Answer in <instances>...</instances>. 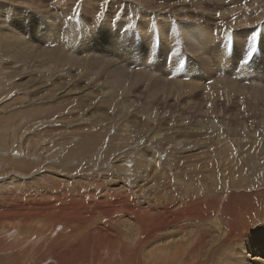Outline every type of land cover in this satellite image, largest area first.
Instances as JSON below:
<instances>
[{
	"label": "bare ground",
	"instance_id": "bare-ground-1",
	"mask_svg": "<svg viewBox=\"0 0 264 264\" xmlns=\"http://www.w3.org/2000/svg\"><path fill=\"white\" fill-rule=\"evenodd\" d=\"M7 1L10 4H0V73H7L8 78L6 79L8 81L18 77L23 72H27L33 64L37 65L36 71L39 70H37L39 67H46L47 71L49 70L48 68L63 70L76 67V71L80 73L79 77L81 78L84 74L92 76L98 70L100 72L103 71L102 74L104 75L107 67L105 64L109 65L112 61H105L104 59H99L100 56L99 58L97 57L95 44H92L95 41L90 40L89 34L87 35L83 31V26L77 20L70 19L71 21L65 22L64 30L62 24L65 19L61 20L63 17L58 18L56 14V19L50 16L46 20L43 18L45 16L39 14L38 16L36 15L38 17L36 19L32 13V16H30L28 9L23 6V4L28 5L26 0H23L20 5L16 4L15 0ZM214 2L216 1L213 0ZM220 2L222 1L220 0ZM164 3L168 4L169 7L173 5L163 1L162 4ZM201 3L203 4V2ZM212 4L209 3V5ZM147 8H143L147 14H160L159 11L164 10V7H158L153 12H150ZM16 9L19 12L15 11ZM202 11H204L203 8ZM136 14L139 17V9H135L134 15ZM189 17L182 16L180 18L174 15L173 20L172 17H168L167 20H164L165 18L155 19V27L158 29L156 32L162 35L163 40H161L166 46L163 49L165 55H161L163 58L168 57L169 50L175 49V42L187 43L196 52L201 51L200 49L203 48L208 50V44L212 42V36L206 32L203 26H200L199 21L197 22ZM202 17L205 18V16ZM261 17L264 16L261 15ZM261 17L258 19L261 20ZM206 18L207 20L209 19L208 17ZM59 19L61 21H58ZM118 19H125V17L120 15L116 22ZM138 19L140 26L144 22L146 25L148 24L147 19L142 17ZM237 21L238 23L236 24L241 27V30L238 31L242 40L235 43V48H237L238 54L242 56L246 53L245 50L248 51L250 46V41L243 39V36H246V34L249 36L250 33H253L254 28L258 31V35H261L264 33V23H251L250 18L245 15L241 16ZM103 22L106 25L110 24L107 17H105ZM243 22L244 25L242 24ZM46 23H49L48 25L51 23L52 25L47 28V26L45 27ZM247 24L249 25L245 26ZM123 26L124 22L121 20L118 28ZM253 26V29L245 31L242 29L243 27L252 28ZM92 29L94 28L92 27ZM60 31L64 33L59 38ZM51 32H53L52 37H49L51 35H48V33L51 34ZM99 33L101 35V32ZM238 33L235 34L236 37ZM97 36L98 38L100 37L99 35ZM117 38L115 37V39ZM132 40L134 41L133 38ZM32 42L37 43L33 44ZM114 44L109 43L107 47L105 46L106 48L104 47L105 50L103 48L102 50L111 53V55L123 54V49L118 50ZM222 44L221 39V49L219 47L215 51V47L209 51L213 56H217L218 59H215V64L218 67L223 64H221L223 62L222 59H224L223 56L226 57L228 55H226L224 50L225 47H223L224 49L222 48ZM262 45L264 47V41H262ZM62 47L68 48L72 55L63 56L61 54ZM77 51L84 53L82 58L81 53H78V56H73ZM188 52L190 53V51ZM207 58L209 57L207 56ZM125 62L128 61L125 60ZM209 62L211 61L209 60ZM112 64L114 65L115 62ZM109 67H107V70ZM17 68L20 69L17 70ZM114 69L116 70V68ZM145 70L147 72L148 68ZM168 70L170 71V68ZM204 70L203 68L202 71ZM171 71L177 72L174 68ZM206 72L204 71L203 73ZM102 74L99 75L101 78ZM177 74L173 75L174 78ZM121 75H112V81L110 80L111 82H109L110 86L112 85L114 89L115 87L116 89L119 88L117 89L119 91L123 90L128 84L125 76L122 78ZM150 75H152L151 72ZM152 76L149 79L153 80ZM26 81L28 80H25L24 83ZM91 81L88 80V82ZM76 82L72 81L73 84H76ZM166 82L164 80V85H166ZM132 84L129 83V85ZM107 85L109 86V84ZM147 85L150 84L148 83ZM212 85H218V82L215 81ZM1 86V90L7 89L3 87V84ZM53 86L57 87L56 85ZM13 88L17 93H15L13 100L9 102L3 101V94L0 93V112L8 106L20 103L22 100V97L18 94V92H21L19 91V85L14 84ZM228 88L223 86L221 80V93L222 91L227 92ZM66 89V94H70L72 90ZM128 89L126 88V90ZM165 89L170 93V87L165 88L164 86L163 91ZM10 91H13V89ZM230 91L241 92V90ZM125 93L128 92L126 91ZM45 103H48V101L46 100ZM66 107L67 105L64 106L65 109ZM52 108L57 114L63 109L57 106L56 102L52 105ZM40 113L42 114V111ZM21 114L25 113L18 115V113L11 112L10 115H6L8 121L5 120V123L3 122L4 124L2 123L3 125L0 126V152L5 155L4 158L0 159V264H264L263 244H257L255 249H257L256 253L258 252L257 257L259 259L251 260L252 263L250 261L246 262L243 253L248 251L253 238L261 237L264 241V208L260 202L253 200L256 197L263 199L264 189L246 192L245 190L249 189L248 181L242 178V175L239 176L241 173L239 170L232 171V182L228 181L229 185L226 188L225 183H220V186H218L215 178H213L216 182L215 184H213L214 180H211L212 184L208 183L204 177L198 178L200 181L198 183L196 182L197 180L192 181V177H195L196 173L182 171L183 174H181L180 171H176L177 169L174 172L164 171L165 168H172L173 164L162 166L159 159L162 157L163 162L172 163V160L177 159V157L174 158L175 154H169L165 158L160 153L152 152V159L154 158L155 160L149 163L148 153L142 152L143 149L141 148V152L134 151L131 158L129 153L122 154L123 147H131L139 141L146 143L145 146H147L143 136L134 137L135 130H131L133 128L131 123L123 127V133L126 134L124 136L128 138H122L120 141L110 140L109 143H106L107 141L100 134L95 135L92 133L79 137L76 145H72V147H69L70 144L67 145L63 159L59 160L60 166L64 164L66 168L51 169L52 167L49 166L55 163L54 157L49 161L50 153L43 155L42 152L37 150V145L47 138L44 135L42 136L41 133L40 137L38 136L40 140L33 141L34 137L32 136L27 139L29 134H35L33 129L39 122L44 124L43 120L45 118L41 115L40 117L38 116L39 118H33L34 123L31 124L29 122V125L22 123V121L13 123L12 117L20 118ZM53 116L54 114L50 112L47 119H54ZM49 120L46 121L48 122ZM143 127H138V131L146 129ZM150 141H153V138ZM171 143L173 141H170ZM14 144L17 145L16 148H14ZM103 146L107 150L103 155L98 156V159L94 160V157L101 153L102 150L100 148L102 149ZM222 152L226 159L231 156L230 149ZM44 161H46V164L42 165ZM69 163H71L70 167H68ZM107 164H111L110 169L106 168ZM96 167L97 169H94ZM233 175L239 177H234ZM213 177H217L215 170ZM262 179L264 180V177ZM250 253H253L251 248Z\"/></svg>",
	"mask_w": 264,
	"mask_h": 264
},
{
	"label": "rangeland",
	"instance_id": "rangeland-1",
	"mask_svg": "<svg viewBox=\"0 0 264 264\" xmlns=\"http://www.w3.org/2000/svg\"><path fill=\"white\" fill-rule=\"evenodd\" d=\"M163 1L173 5L169 7L168 4H162ZM207 1L26 0L28 5L26 6V4H23V6L28 9V14L30 16L33 15L37 19V16L42 14L45 16L43 18L46 20H48L50 16L53 18L55 17V19L57 15L58 18L63 17L61 20H66H64L62 24L64 30L65 22L71 21L70 19L77 20L79 24L83 26V31L87 35L89 34L88 36L90 37V40L93 42L95 41L92 44H95L97 57L99 58L100 56L99 59H104L105 61L109 60L112 62L109 63L110 67L108 64H105L109 68L107 70L106 67V72L104 71V75L102 74L103 71L100 72V70H98L96 72L98 74L95 73L96 75H92L93 77L91 75L87 76L86 74H84V76L80 75L83 76L82 78L79 77L80 73L76 71V67L63 69L64 71L62 69L57 70L54 68H48L49 70L47 71L46 67H39L37 68V70H39L36 71L35 69L37 65L34 64L29 67L27 72H23L18 77H14L11 81L6 79L8 78L7 73H0V88H2V84L5 89L7 88L6 90L0 89V93L3 94V101L9 102L13 100L15 93H17L13 88L14 84H17V86L19 85V91L21 92H18V94L22 97L20 103L18 102L17 104L8 106V109L6 108L3 111L1 110L0 126L5 123V120L8 121L6 115H10L11 112L18 113V115L20 113H25L21 114L20 118L12 117V121L13 123L22 121V123H27L28 125L29 122H31V124L34 123L32 120L33 118H39L40 115L43 116L45 118L43 120L44 124H42L43 122H39V124L33 129L35 134H29L27 139L32 136L34 137L32 139L33 141H37L38 139L40 140L39 137L42 133L41 135H44L47 139L43 140L41 144L37 145V150L42 152L43 155L50 153V157L48 159L49 161H51L54 157L55 163H52V166H49L52 167L51 169H64L66 166L64 167V164L60 166L59 160L63 159L64 153L67 150V145L70 144L69 147L76 145L79 137H84L88 133L95 135L100 134L103 139L107 141L106 143H109L110 140L120 141L122 138H128L127 136H124L126 134L123 133V127L124 125L131 123V127H133L131 130H135L134 137L143 136L145 138L144 141L147 142V146H145L146 143H141L139 141L137 144L131 147H123L122 154L129 153V156L132 158V153L134 151L141 152L142 148V152L145 151L148 153L147 158L150 161H148L149 163H152L155 160L154 158L152 159L153 153L155 152L160 153L165 158L169 154H175L176 156L174 158L177 157V159H171L172 163L163 162L162 157L160 156L161 159L159 160L162 166L165 164H173L174 167L165 168L164 171L174 172L175 169H177L176 171H180L181 174H183L182 171H187L190 173L193 172L194 174L196 173V178L192 177V181L194 182L197 180L196 182L198 183L200 182L198 180L200 177H204L206 179L205 181H208L210 184H212L211 182L214 180L213 178H215L217 179L218 186H220V183H225L226 188H228L229 182H232V171L237 169L241 172L239 176L242 175V178L248 181L249 189L245 190L246 192L255 189H264V180L262 179L264 177V47L262 45V41H260L261 35H258V31L254 28L255 25L252 28H242L244 31L254 28L252 31L253 33H250L249 36H247V34L246 36H243V39H248L250 41L248 51L245 50L246 53L241 56L238 54L237 48H235V43L239 40H242L239 32L241 27L236 24L238 23L237 20H239L241 16L245 15L246 17L250 18L251 23H264L262 22L264 17H261V15L264 16V0H221L222 2H220V0H214L216 1L214 3L213 0ZM22 2L23 0H15V3H18L19 5L22 4ZM201 2H203V4ZM8 3L9 1L6 2V0H0L1 5H7ZM209 3L212 5H209ZM158 7H164V10L159 11L160 14H147V12L143 10V8H147L150 12H153L154 9H157ZM202 8L204 11H202ZM17 9L21 10L20 8ZM17 9L15 11L19 12ZM135 9H139V17L147 19V25L144 22L141 24L142 27L140 26L138 23L139 17L137 14L134 15ZM178 12H181L182 14H179ZM120 15L124 16L125 19H118L116 22V19ZM174 15L179 16L180 18L182 16H190L189 18H193L197 22L199 21L200 26H203L206 32L208 34L210 33V36H212V42L209 43L210 45L208 44V50L203 48L200 49L201 51L196 52L193 51L191 46L187 43L175 42V49L169 50L167 54L168 57L163 58L161 56L165 55L163 53V49L166 46L163 44L164 42L162 41V35L159 34V32H156L158 29L155 27V19L165 18L164 20H167L168 17H172L173 20ZM103 16L104 18H102ZM146 16H148V18H146ZM202 16H205V18L208 17L209 19L207 20V18L205 19ZM233 16L236 17L234 18ZM105 17L109 19L110 24H104L103 20ZM259 17H261V20L258 19ZM43 18L42 20H44ZM252 19L254 20L252 21ZM61 20L59 19L58 21ZM121 20H123L124 26L122 28H118V24ZM46 24L45 27L47 26V28H49L48 26L52 25L51 23L50 25H48L49 23ZM242 24L244 25V22ZM248 25L249 24L245 26ZM92 27L94 29H92ZM229 28L232 29L231 32ZM99 32H101V35ZM52 33L53 32H51V34L48 33V35H51L49 37H52ZM63 33L64 32L62 31L59 32V38L63 35ZM236 33H238L237 37L235 36ZM94 35L96 36L95 38ZM97 35L100 37L98 38ZM115 37L118 38L115 39ZM252 37H255V39H252ZM136 39L139 41H136ZM221 39L223 42L222 48L225 47V49H223L225 50L226 55H228L226 57L223 56L224 59H222L223 62H221V64L223 63V66L220 65L218 67L215 64V59H218L217 56H213L212 53H209V51L215 47V51L219 47L221 49ZM32 43L35 44L37 42ZM109 43H112V45L115 43L114 45L118 50L123 49V54L111 55V53L105 52L104 50ZM121 43H124L125 46ZM149 44H151V46H149ZM102 48L104 50H102ZM61 49V54L63 56H67L68 54L72 55L68 48L62 47ZM188 51H190V53L193 55ZM131 52L132 54L130 55ZM78 53H81L82 58L84 54L83 52L77 51V53L73 54V56H78ZM207 56L209 58H207ZM125 60L128 62H125ZM209 60L211 62H209ZM114 62L115 64L113 65L112 63ZM165 63L170 68V71L174 68L177 70V72H170ZM41 68L45 69L41 70ZM114 68H116V70ZM137 68L140 72L137 70ZM146 68H148L149 71L147 70L146 72ZM203 68L205 69V72L207 71L206 73H203ZM18 69L20 68H17V70ZM136 72L138 73L136 74ZM150 72L153 76L150 75ZM99 73L102 74V78L99 76L101 75ZM176 73H178V77L176 75L174 78L173 75ZM115 74H122V78L125 76L128 84L124 88L125 92L127 91L128 93L124 92V88L123 90L119 91L117 90L119 88L116 89L115 87L114 89L112 85L110 86L109 82L112 81V75L115 76ZM103 76L105 77L103 78ZM151 76L153 77V80L149 79ZM34 79L35 81H33ZM25 80L28 81L24 83ZM73 80L77 81L76 84L72 83ZM88 80L92 81L88 82ZM164 80L167 81L166 85H164ZM221 80L224 87H229L226 90L227 92L222 91L223 94L221 93ZM93 81L95 82L93 83ZM215 81L218 82V85L214 86L212 84ZM129 83L135 84L129 85ZM146 83H149L150 85H147ZM107 84H109V86ZM53 85H56L57 87L55 88ZM171 85H173V87H171ZM164 86L165 88L170 87V93L166 91V89L163 91ZM130 87L132 88L131 90ZM65 88L71 89V93L66 94L67 89L65 90ZM126 88L129 89L126 90ZM11 89H13V91L9 92ZM230 90H241V92L239 93L232 91L234 93L233 94ZM252 90H254L256 94L252 92ZM245 91L246 93H244ZM224 92L226 93V96ZM39 99L40 101H38ZM46 100L48 103H45ZM55 102L57 106L63 108L59 114L53 111L52 105L55 104ZM66 105L67 107L65 109L64 106ZM41 107L43 108L41 109ZM41 111L42 114L40 113ZM50 112L54 114V119L51 118L52 120L47 119V116ZM46 120L49 121L47 122ZM137 126L141 128L144 126L143 128L146 129H142L139 132ZM152 138L153 141L149 142V140ZM170 141H173V143L170 144ZM16 147L17 145L14 144V148ZM105 148L106 147L104 146L102 149L100 148L102 151L100 154L94 157V160L98 159V156L103 155V153L107 150ZM228 149H230L231 156L226 159L222 151ZM4 156L5 155L0 152V159L4 158ZM44 164H46V161L42 163V165ZM69 165L71 166V163L68 164V167H70ZM106 168L110 169L111 164H107ZM94 169H97V167ZM214 170L217 177H213ZM209 173L210 175H208ZM233 176L239 177L237 175ZM215 183L216 182L214 180L213 184ZM253 200L260 202L261 206L264 208V195L263 199H258L256 197L253 198ZM257 244H263L264 248V241L261 237L253 238L250 246L248 247V251L243 252L246 262L250 261L252 263L251 260L259 259V257H257L258 252L256 253L257 249H255ZM250 248L253 250V253H250Z\"/></svg>",
	"mask_w": 264,
	"mask_h": 264
},
{
	"label": "snow or ice",
	"instance_id": "snow-or-ice-1",
	"mask_svg": "<svg viewBox=\"0 0 264 264\" xmlns=\"http://www.w3.org/2000/svg\"><path fill=\"white\" fill-rule=\"evenodd\" d=\"M261 40L264 41V33L261 34ZM252 39H255V37H252Z\"/></svg>",
	"mask_w": 264,
	"mask_h": 264
}]
</instances>
